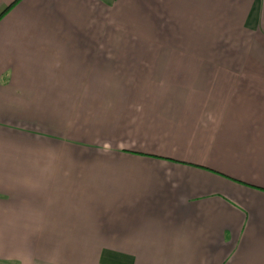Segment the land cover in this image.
Listing matches in <instances>:
<instances>
[{"label": "crops", "instance_id": "0c3cea01", "mask_svg": "<svg viewBox=\"0 0 264 264\" xmlns=\"http://www.w3.org/2000/svg\"><path fill=\"white\" fill-rule=\"evenodd\" d=\"M0 261L264 264V0H0Z\"/></svg>", "mask_w": 264, "mask_h": 264}, {"label": "rangeland", "instance_id": "374dc122", "mask_svg": "<svg viewBox=\"0 0 264 264\" xmlns=\"http://www.w3.org/2000/svg\"><path fill=\"white\" fill-rule=\"evenodd\" d=\"M0 264H10V263L6 261H0Z\"/></svg>", "mask_w": 264, "mask_h": 264}]
</instances>
